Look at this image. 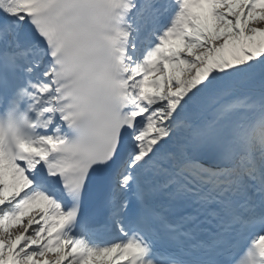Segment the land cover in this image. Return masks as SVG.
<instances>
[{"label": "snow or ice", "instance_id": "1", "mask_svg": "<svg viewBox=\"0 0 264 264\" xmlns=\"http://www.w3.org/2000/svg\"><path fill=\"white\" fill-rule=\"evenodd\" d=\"M0 264H264V0H0Z\"/></svg>", "mask_w": 264, "mask_h": 264}]
</instances>
